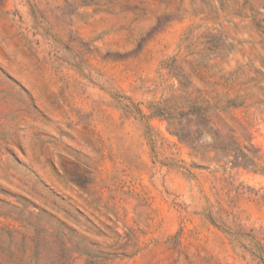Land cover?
<instances>
[{
    "label": "rangeland",
    "instance_id": "obj_1",
    "mask_svg": "<svg viewBox=\"0 0 264 264\" xmlns=\"http://www.w3.org/2000/svg\"><path fill=\"white\" fill-rule=\"evenodd\" d=\"M0 264H264V0H0Z\"/></svg>",
    "mask_w": 264,
    "mask_h": 264
}]
</instances>
